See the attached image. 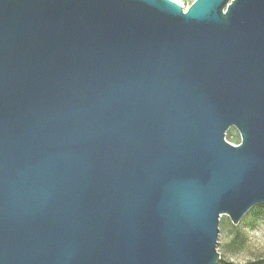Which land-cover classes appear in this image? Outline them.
Instances as JSON below:
<instances>
[{
    "label": "water",
    "instance_id": "water-1",
    "mask_svg": "<svg viewBox=\"0 0 264 264\" xmlns=\"http://www.w3.org/2000/svg\"><path fill=\"white\" fill-rule=\"evenodd\" d=\"M257 204L264 0H0V264H218Z\"/></svg>",
    "mask_w": 264,
    "mask_h": 264
},
{
    "label": "rangeland",
    "instance_id": "rangeland-1",
    "mask_svg": "<svg viewBox=\"0 0 264 264\" xmlns=\"http://www.w3.org/2000/svg\"><path fill=\"white\" fill-rule=\"evenodd\" d=\"M189 7L195 0H180ZM226 138L233 144L242 140L239 130L232 126ZM217 248L222 258L238 263L264 257V207L255 206L235 225L228 215L220 220Z\"/></svg>",
    "mask_w": 264,
    "mask_h": 264
},
{
    "label": "trees",
    "instance_id": "trees-1",
    "mask_svg": "<svg viewBox=\"0 0 264 264\" xmlns=\"http://www.w3.org/2000/svg\"><path fill=\"white\" fill-rule=\"evenodd\" d=\"M255 207L257 209H261L262 207H264V204H257ZM218 264H264V257L249 260V261H246L245 263H238V262H234L232 260L221 257Z\"/></svg>",
    "mask_w": 264,
    "mask_h": 264
},
{
    "label": "bare ground",
    "instance_id": "bare-ground-1",
    "mask_svg": "<svg viewBox=\"0 0 264 264\" xmlns=\"http://www.w3.org/2000/svg\"><path fill=\"white\" fill-rule=\"evenodd\" d=\"M176 1L180 2L181 4H183L180 0H176ZM184 6H185V5H184Z\"/></svg>",
    "mask_w": 264,
    "mask_h": 264
},
{
    "label": "built area",
    "instance_id": "built-area-1",
    "mask_svg": "<svg viewBox=\"0 0 264 264\" xmlns=\"http://www.w3.org/2000/svg\"><path fill=\"white\" fill-rule=\"evenodd\" d=\"M184 6V5H183ZM185 9H187V7L184 6Z\"/></svg>",
    "mask_w": 264,
    "mask_h": 264
}]
</instances>
